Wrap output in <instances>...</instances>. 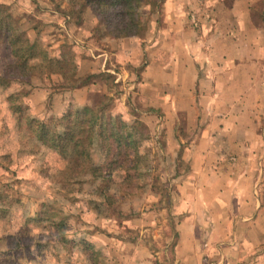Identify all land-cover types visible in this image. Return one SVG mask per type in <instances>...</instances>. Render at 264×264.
Instances as JSON below:
<instances>
[{
  "label": "rangeland",
  "instance_id": "obj_1",
  "mask_svg": "<svg viewBox=\"0 0 264 264\" xmlns=\"http://www.w3.org/2000/svg\"><path fill=\"white\" fill-rule=\"evenodd\" d=\"M80 1L24 0L21 10L8 4L19 27L48 57L66 60L68 73L79 65L74 83L86 75L83 60L117 39L105 35V25L90 6L80 11ZM163 1H142L138 16L146 27L137 37L146 39L145 48L148 34L162 27ZM252 15L253 22L264 27V3L255 5ZM156 36L151 45L158 42ZM144 54L136 62L112 66L116 72L121 73L120 66L130 71L120 82L114 72H97L98 85L87 102L104 109L107 121H116L106 124L104 147L95 137L90 156L95 165L105 166L104 172L118 158V167L106 175L105 195L98 188L105 186L103 178L93 179L90 173L70 178L67 157L39 141L36 124L29 121L44 120L51 126L57 122L61 129L64 114L81 111L87 104L61 110L50 95L36 111L27 99L36 87L63 90L72 81L49 73L47 66L35 70L40 76L34 75L32 84L12 78L3 85L0 79V264H136L140 256L169 264L180 216L175 208L179 203L175 177L180 171L167 149V132L183 128L184 119L166 118L161 107L135 97L147 61L145 50ZM41 56L33 62L40 63ZM15 60L0 41V74ZM118 133L130 137L119 144ZM109 144L112 150L107 154Z\"/></svg>",
  "mask_w": 264,
  "mask_h": 264
},
{
  "label": "crops",
  "instance_id": "obj_2",
  "mask_svg": "<svg viewBox=\"0 0 264 264\" xmlns=\"http://www.w3.org/2000/svg\"><path fill=\"white\" fill-rule=\"evenodd\" d=\"M4 1L21 10L24 0ZM262 3L164 0L162 27L148 34L147 48L137 36L110 39L82 62L83 74L114 72L120 82L130 71L119 65L145 57V50L135 97L161 107L166 118L184 119L183 128L167 132L180 171L169 264H264V27L252 18ZM97 85L41 86L27 99L37 111L50 95L64 110L87 104ZM155 259L140 256L136 264H159Z\"/></svg>",
  "mask_w": 264,
  "mask_h": 264
},
{
  "label": "trees",
  "instance_id": "obj_3",
  "mask_svg": "<svg viewBox=\"0 0 264 264\" xmlns=\"http://www.w3.org/2000/svg\"><path fill=\"white\" fill-rule=\"evenodd\" d=\"M143 0H81L80 11L86 7H91L98 15L100 21L105 25V35L111 38H125L129 36H138L145 29L146 24L140 19L139 11L142 8ZM234 1V0H229ZM264 3V1H263ZM98 32L99 29L97 28ZM103 35V32H101ZM0 41L5 44L11 51L15 62L8 63L7 67L0 74L1 83L5 85L10 79L14 78L20 81H26L27 84H32L31 78L35 74V70L47 66L48 72L51 74H60L65 80L69 79L72 84H64L67 88H77L85 85L96 83L97 73H90L84 76L79 83L77 81L79 65L71 72L68 71V62L62 58H50L41 50L35 41H31L26 35L25 30L21 29L14 18L10 6L0 1ZM42 55L40 63H34L33 60ZM22 106V104H21ZM22 107L19 106V110ZM104 109H96L91 105H86L81 111H69L60 119L61 129L56 125L51 126L48 121H39L35 118H30V124H36V137L44 145L62 154L67 159L69 166L70 178L77 179L81 173H90L93 179L103 178L105 183L103 187L98 186L100 193L105 195V190L109 186L107 174L113 173L114 168H117L118 158H114L108 164L105 163L107 170L104 172L105 166L94 164L90 159L91 150L94 145L95 137H99L103 147V136L107 122L114 124L116 121L110 119L107 121ZM128 126V125H126ZM113 136V135H111ZM121 133L115 136L121 144L125 139ZM124 139V140H123ZM107 146V145H106ZM110 144L107 146V154L111 153ZM127 154V152H125ZM121 156V155H120ZM121 167V166H119ZM109 200V197L107 198Z\"/></svg>",
  "mask_w": 264,
  "mask_h": 264
},
{
  "label": "built area",
  "instance_id": "obj_4",
  "mask_svg": "<svg viewBox=\"0 0 264 264\" xmlns=\"http://www.w3.org/2000/svg\"><path fill=\"white\" fill-rule=\"evenodd\" d=\"M195 21H196V20H195ZM195 21H194V22H195Z\"/></svg>",
  "mask_w": 264,
  "mask_h": 264
}]
</instances>
